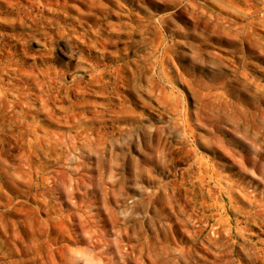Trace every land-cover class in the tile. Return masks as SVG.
Listing matches in <instances>:
<instances>
[{
	"label": "rangeland",
	"instance_id": "rangeland-1",
	"mask_svg": "<svg viewBox=\"0 0 264 264\" xmlns=\"http://www.w3.org/2000/svg\"><path fill=\"white\" fill-rule=\"evenodd\" d=\"M0 264H264V0H0Z\"/></svg>",
	"mask_w": 264,
	"mask_h": 264
}]
</instances>
